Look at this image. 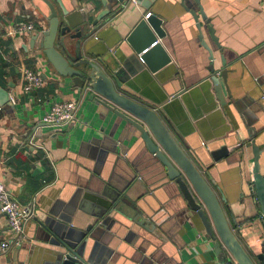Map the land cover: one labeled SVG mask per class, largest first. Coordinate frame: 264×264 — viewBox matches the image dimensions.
<instances>
[{"label": "crops", "instance_id": "1", "mask_svg": "<svg viewBox=\"0 0 264 264\" xmlns=\"http://www.w3.org/2000/svg\"><path fill=\"white\" fill-rule=\"evenodd\" d=\"M48 1L59 11L54 0ZM200 1L220 46L217 48L204 36L212 58L200 45L192 22L186 19L178 0H163L160 14L165 37L160 44L171 59L172 69L161 75L145 69L131 77L127 89L136 97L161 107L176 129L177 139H185L200 151H203L200 141L204 138L210 139L207 144L211 148H216L218 141L215 140L224 137L221 139L228 144L230 155L209 172L228 205L239 214L243 209L238 204L242 198L239 155H244L245 172H248L253 162L252 143L259 149V172L264 180V0ZM61 2L67 9L74 7L84 19L93 20L105 9L102 0ZM112 8L116 9L114 5ZM41 10L46 11V7L36 0H0V89L8 92V100L11 97L15 102L7 105L10 108L0 109V182L15 200L24 205L33 204V217L40 219L50 211L58 216L66 214L67 204L78 191L81 200L88 204H104L100 199L102 193H109L113 187L124 188L131 198L144 195L150 205L170 216L167 219L162 213L158 218L154 216L152 221L158 229L155 234L136 226L132 231L117 225L105 230L104 235L112 236L110 243L104 238L108 248L119 240L115 245V262L215 264L199 219L184 210V202L176 195L174 186H157V174L152 165H145L149 158L140 140L132 139L122 145L124 154L109 150L111 147L106 141V146H100L99 130L104 122L93 112L86 97H79L70 86L63 88V80L55 77L36 44L32 46L30 35L16 33L20 24H31L36 32L46 30L48 20ZM149 11L133 1L123 6L94 34L98 39L90 40L94 51L102 53L112 48L111 51H116L114 57L122 61L115 45L119 35L129 32ZM76 14V19L81 20V15ZM85 26L90 28L89 24ZM221 58L226 63L225 105L209 112L215 103L209 85L194 87L209 75V67L222 68ZM24 69L39 72L45 79L44 85L24 92ZM174 72H177L175 76ZM177 90H186L181 100L168 96ZM72 99L79 103L75 122L62 127L42 126L41 118L51 104ZM240 142L242 146H238ZM126 157L138 169L131 183L126 171L133 173L129 164L124 166ZM33 217L25 225L22 242L29 248L17 252L18 246H13L5 255H0V264H42L53 258L58 249L43 239L46 235ZM91 221L89 215L76 210L72 216L73 229L80 232ZM239 239L256 250L262 242L256 227L243 230ZM0 240H12L2 213Z\"/></svg>", "mask_w": 264, "mask_h": 264}, {"label": "water", "instance_id": "2", "mask_svg": "<svg viewBox=\"0 0 264 264\" xmlns=\"http://www.w3.org/2000/svg\"><path fill=\"white\" fill-rule=\"evenodd\" d=\"M36 1L46 7V11L40 12L47 18L48 27L33 35L29 32L31 44L33 47L36 44L44 60L53 69L55 77L63 80V88L70 86L79 97H86L93 112L104 122L99 130L100 146H106V141L110 144L109 150L124 154L122 145L132 139L140 140L149 158L145 165H152L157 174V186H174L176 195L184 202V210L199 219L204 240L210 245L215 264H264V180L259 172V149L251 144V172H245L244 155H239L242 198L238 204L243 209L236 214L209 172L230 155L228 144L221 139L224 137L215 140L218 141L216 148H211L207 144L210 139L204 138L200 141L203 149L200 151L185 139H177L178 133L161 107L136 97L127 89L131 77L145 69L155 75L172 69L171 59L160 44V40L165 37L160 14L161 7H164L163 0H102L105 9L93 20L90 17L84 19L74 7L67 9L61 0H54L59 11L48 0ZM130 1L150 11L147 13L149 16L146 18V14L141 17L129 32L119 35L115 45L123 60L118 61L114 57L116 51H111L112 48L96 53L90 40ZM113 5L116 9L112 8ZM178 5L186 19L192 22L196 38L211 59L212 52L205 44L204 36L217 48L220 46L201 1L178 0ZM76 13L81 15V20L76 19ZM86 24L90 25L89 29H85ZM221 65L220 70L209 67V75L199 86L194 87L209 85L215 99L209 112L225 105L226 63L223 58ZM176 74L173 73L174 76ZM185 91L177 90L168 96L181 100ZM8 98V92L0 89V107H9ZM242 145L241 142L238 144ZM124 159V166L129 164L133 173L126 171L131 183L138 169L127 157ZM124 191V188L113 187L109 193L103 192L100 199L104 204H88L81 200L78 191L67 204L66 214L58 216L50 211L41 219L33 217V221L46 235V239H43L58 249L49 262L42 264H122L121 261L115 262L114 255L119 240L112 243L114 247L108 248L104 238L110 243L112 236L104 235V231H109L113 225L126 231H132V227L136 226L155 234L158 229L153 222L154 216L158 218L159 213L163 214L150 205L144 195L131 198ZM76 210L92 219L80 232L73 229L72 216ZM163 215L166 219L170 216ZM251 227H256L262 239L257 250L242 244L239 239L242 231ZM116 237L126 241L122 236ZM144 238L151 243L149 238ZM26 248H29L28 244H20L16 251Z\"/></svg>", "mask_w": 264, "mask_h": 264}, {"label": "built area", "instance_id": "3", "mask_svg": "<svg viewBox=\"0 0 264 264\" xmlns=\"http://www.w3.org/2000/svg\"><path fill=\"white\" fill-rule=\"evenodd\" d=\"M149 14L145 17L147 18ZM16 33L25 34L36 32L31 24H20L16 27ZM23 90L31 92L41 88L45 79L39 72L31 69L22 71ZM14 99L10 97L8 104L13 105ZM1 109V107H0ZM79 103L76 99L57 101L51 104L41 118V123L49 127H62L72 124L77 119ZM252 165L249 166L251 172ZM34 205L21 204L15 200L4 184L0 182V213H2L8 224L12 235L10 242L0 240V255H5L13 246H19L25 239V225L33 217Z\"/></svg>", "mask_w": 264, "mask_h": 264}]
</instances>
